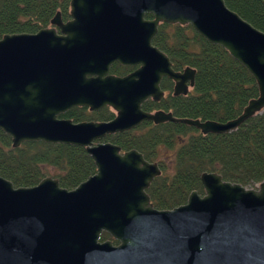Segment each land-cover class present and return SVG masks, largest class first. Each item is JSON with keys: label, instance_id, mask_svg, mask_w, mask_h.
<instances>
[{"label": "water", "instance_id": "water-1", "mask_svg": "<svg viewBox=\"0 0 264 264\" xmlns=\"http://www.w3.org/2000/svg\"><path fill=\"white\" fill-rule=\"evenodd\" d=\"M69 6L66 22L57 12L48 28L0 39V130L14 149L27 142L83 147L96 173L73 190L52 177L18 188L0 177V264H264V181L246 188L203 172L202 195L192 191L184 204L157 210L146 191L161 175L159 165L101 142L144 122L184 124L203 135L236 131L264 111V32L224 0H70ZM161 24L189 25L222 47L252 75L258 96L225 123L144 112V102L164 97L163 78L174 83L175 97L194 86V69L173 71L152 45ZM113 62L140 67L109 76ZM75 107H109L115 117L60 118ZM104 232L118 244L100 241Z\"/></svg>", "mask_w": 264, "mask_h": 264}, {"label": "trees", "instance_id": "trees-1", "mask_svg": "<svg viewBox=\"0 0 264 264\" xmlns=\"http://www.w3.org/2000/svg\"><path fill=\"white\" fill-rule=\"evenodd\" d=\"M70 0H0V39L7 34H35L50 26L60 13L70 19ZM225 5L254 28L264 32V0H224ZM146 19L152 16L147 14ZM152 44L165 53L175 71H196L194 86L187 96L170 94L155 104L176 118L225 123L238 117L247 103L258 96V88L247 69L222 47L212 45L191 26L162 24ZM117 66L112 73L122 74ZM161 89L171 91L163 80ZM146 103L144 110L152 108ZM60 118L78 123L88 120L84 111L71 109ZM107 112L91 119L109 121ZM119 146L122 152L137 150L144 159L157 163L161 175L147 189L153 207L171 210L184 204L192 191L203 194L200 175L216 172L224 181L255 188L264 181V111L244 122L230 134L203 135L194 127L164 123L142 126L102 140ZM96 173L85 148L27 142L12 148L11 139L0 130V177L15 188L34 187L42 179H57L61 188L75 189ZM112 241L102 233L100 241Z\"/></svg>", "mask_w": 264, "mask_h": 264}, {"label": "flooded vegetation", "instance_id": "flooded-vegetation-1", "mask_svg": "<svg viewBox=\"0 0 264 264\" xmlns=\"http://www.w3.org/2000/svg\"><path fill=\"white\" fill-rule=\"evenodd\" d=\"M152 19V18H151ZM63 21V20H62ZM63 22H65V21H63ZM162 25V24H161ZM160 26V25H159ZM50 27V26H49ZM48 28V27H47ZM159 28V27H158ZM56 30H57V33L58 34H60V31H59V29H57L56 28ZM153 45V44H152ZM154 46V45H153ZM117 66H120V67H122V68H124L121 72H122V74H115V73H112V71H113V69L115 68V67H117ZM140 66L139 65H137V66H122V65H120L118 62H113L111 65H110V69H109V72H108V75L109 76H115V77H125V76H127V75H129V74H132L133 72H135L138 68H139ZM173 69V68H172ZM173 71H175L174 69H173ZM183 70H181V71H175V72H182ZM163 80H168L169 82H170V84H171V91H164V90H162L163 92H164V97L162 98V99H164V98H166L169 94L172 96V97H175V96H173V87H174V83L170 80V79H168V78H163L162 79V81ZM162 81H161V83H162ZM161 83H160V88H161ZM193 89V88H192ZM192 89H189V92H188V94L192 91ZM187 94V95H188ZM186 95V96H187ZM176 97H180V96H176ZM161 99V100H162ZM160 100V101H161ZM160 101H158V102H155V101H152L151 99H148L146 102H144L143 103V105H142V110L144 111V112H147V113H154V112H157V111H164V110H161V109H157L156 107H155V104H158ZM152 103V108H150L149 110H144L143 109V106L146 104V103ZM72 109H78V110H80V111H84V113L86 114V116H87V119L88 120H83V121H81V122H78V123H82V122H106V121H103V120H100V121H97V120H93V119H91V115H93V114H95V115H97V114H102V113H105V112H107V113H109V114H112L113 115V118L115 117V113L109 108V107H104V108H102V109H100L99 111H95V112H92V111H90L88 108H86V107H75V108H72ZM71 110V109H70ZM70 110H68L65 114H63V115H66ZM164 112H166V111H164ZM113 118H111L110 120H112ZM109 120V121H110ZM145 123H149V122H144V123H142L140 126H142L143 124H145ZM150 123H152V122H150ZM153 124V123H152ZM140 126H138V127H140ZM138 127H136V128H138ZM135 128V129H136ZM134 130V129H133ZM114 245H117V244H114Z\"/></svg>", "mask_w": 264, "mask_h": 264}, {"label": "rangeland", "instance_id": "rangeland-1", "mask_svg": "<svg viewBox=\"0 0 264 264\" xmlns=\"http://www.w3.org/2000/svg\"><path fill=\"white\" fill-rule=\"evenodd\" d=\"M101 142H103V141H101Z\"/></svg>", "mask_w": 264, "mask_h": 264}]
</instances>
